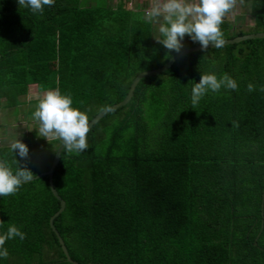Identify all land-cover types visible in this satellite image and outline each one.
<instances>
[{"label":"trees","instance_id":"1","mask_svg":"<svg viewBox=\"0 0 264 264\" xmlns=\"http://www.w3.org/2000/svg\"><path fill=\"white\" fill-rule=\"evenodd\" d=\"M102 1L55 0L41 15L0 0V108L21 106L32 86L42 94L59 88L74 107L91 109V122L122 102L139 74L177 54L156 41L159 26L142 8ZM253 14L251 33L264 32V0H253ZM221 29L225 41L248 34L229 21ZM182 44L200 45L188 35ZM203 73H228L238 90L208 91L193 109L191 89ZM261 86L264 39L193 53L142 80L127 106L90 130L85 152L63 151L54 186L66 209L55 227L72 259L264 264ZM31 135L29 157L17 159L36 178L50 171L61 142ZM0 158H15L10 146ZM59 210L48 176L0 197V235L10 225L26 234L6 241L0 264H71L50 226Z\"/></svg>","mask_w":264,"mask_h":264},{"label":"clouds","instance_id":"2","mask_svg":"<svg viewBox=\"0 0 264 264\" xmlns=\"http://www.w3.org/2000/svg\"><path fill=\"white\" fill-rule=\"evenodd\" d=\"M54 3L55 0H18L20 8H28L33 14L41 15L45 6H53ZM238 3L242 4L243 0H153L145 17L149 22L159 25L160 35L155 36V39L169 51L179 53L183 48L185 35L190 36L194 42H199L203 49H208L210 44L214 48H222L225 39L221 25ZM222 87L238 90V83L228 73L219 78L214 73H203L200 81L191 89L193 109L208 91L219 92ZM247 88L249 92L256 90L251 83ZM260 91H264V86H261ZM87 111L74 107L72 96L62 94L59 88L47 90L33 113L39 125L38 136L47 139L49 143L59 140L64 146V153L85 152L88 149L87 136L91 130ZM10 148L15 158L11 162L0 158V197L16 194L22 184L35 178L27 164L22 166L17 159L19 156L22 160H27L28 146L16 139L12 141ZM25 235L17 226L10 225L7 232L0 235V257H8V250L4 247L7 240L16 237L23 240Z\"/></svg>","mask_w":264,"mask_h":264},{"label":"water","instance_id":"3","mask_svg":"<svg viewBox=\"0 0 264 264\" xmlns=\"http://www.w3.org/2000/svg\"><path fill=\"white\" fill-rule=\"evenodd\" d=\"M256 39H264V33L260 32V33L247 34L245 36L237 37V38H235L233 40H226L224 46L233 45V44H239V43H242L244 41L256 40ZM208 49H215V48H214V46H212L210 44ZM208 49H203L201 45L195 46V47H192V48H189V49H185V50L177 53L176 55H174L162 68L157 69V70H152V71H146V72H143V73L139 74L133 80V82H132V84L130 86V90H129L126 98L122 102H120V103L112 106L111 108H108V109L104 110L103 112H101L100 114H98L90 122L91 129L96 124H98L102 119H104L107 115H109L111 113H114V112L124 108L125 106H127L131 102V100L133 99L135 91H136V88L138 87L139 83L142 80H144L146 78H149V77H153V76H159V75L167 72L169 69H171L172 66L179 59H181V58H183V57H185L187 55H190V54H193V53H197V52H200V51H204V50H208ZM63 151H64V146L60 144V146H59V148H58V150L56 152V155H55V158H54V161H53V164H52V167H51L50 171L37 176L33 180L39 179V178H41L43 176H48L49 177V183H50V188L52 190V193L57 198V200L60 202V210L51 218L50 226H51L53 232L56 234V236H57V238L59 240V243H60V245L62 247V250L64 251V254L67 257L68 262L71 263V264H80L77 261L72 259V257L69 254V251L67 249V246L65 244V241L63 240V238H62L60 232L58 231V229L55 227V220L66 209V202L62 199V197L59 195L58 191L56 190V188L54 186V173H55V170H56L57 166L60 163Z\"/></svg>","mask_w":264,"mask_h":264},{"label":"rangeland","instance_id":"4","mask_svg":"<svg viewBox=\"0 0 264 264\" xmlns=\"http://www.w3.org/2000/svg\"><path fill=\"white\" fill-rule=\"evenodd\" d=\"M134 1V2H133ZM124 6L127 9H137V2L140 3L144 12L151 6L153 0H125ZM101 3L104 5L105 2L101 0ZM121 4V0H109V5L112 7H116L117 5ZM106 5V4H105ZM233 22V21H232ZM235 24V22H233ZM255 28V25L249 27L250 30ZM237 32L241 31V29H236ZM243 30V28H242ZM252 34V33H250ZM43 94L39 93L36 90V87H31L30 92L27 97L22 98V101H25L21 106L13 109H3L2 112L0 110V121L2 122V129L11 131L12 138L11 142L20 139L23 143L28 142L31 138L33 133H38V121H36L31 115V109L33 107L36 108L35 102H38L40 98H42ZM21 100V99H20ZM21 101V102H22ZM2 106V105H1ZM14 137V139H13ZM40 137V136H39ZM47 140V139H45ZM11 144V143H8Z\"/></svg>","mask_w":264,"mask_h":264},{"label":"crops","instance_id":"5","mask_svg":"<svg viewBox=\"0 0 264 264\" xmlns=\"http://www.w3.org/2000/svg\"><path fill=\"white\" fill-rule=\"evenodd\" d=\"M136 5L137 7L142 8L140 3L137 2ZM224 21H229L230 23L235 22L236 29H241V31H245L246 33L250 34L253 29L250 30L249 27H252L256 23L255 16L253 14V0H243L242 4L238 3L237 7L225 17ZM155 24L159 26L157 23ZM3 109L6 108L3 107ZM3 109H1V112ZM2 125L3 124L0 121V147L2 146L9 147L11 144L8 143H12L11 142L12 134L11 131L9 132L8 130L2 129Z\"/></svg>","mask_w":264,"mask_h":264}]
</instances>
